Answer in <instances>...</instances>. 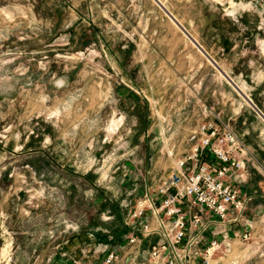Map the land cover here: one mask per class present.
Masks as SVG:
<instances>
[{"label": "rangeland", "instance_id": "obj_1", "mask_svg": "<svg viewBox=\"0 0 264 264\" xmlns=\"http://www.w3.org/2000/svg\"><path fill=\"white\" fill-rule=\"evenodd\" d=\"M245 98L264 116V0H0V264H104L105 248L147 264L155 241L126 244L119 203L204 121L249 151L230 230L246 239L210 264H264V119Z\"/></svg>", "mask_w": 264, "mask_h": 264}, {"label": "built area", "instance_id": "obj_2", "mask_svg": "<svg viewBox=\"0 0 264 264\" xmlns=\"http://www.w3.org/2000/svg\"><path fill=\"white\" fill-rule=\"evenodd\" d=\"M187 150L173 153L167 174L151 192L132 193L119 203L125 242L134 251L146 242L147 264H210L228 253L237 238L231 226H242L247 199L240 195L249 151L228 123L202 122L192 131ZM239 240V239H238ZM104 264L117 255L103 249Z\"/></svg>", "mask_w": 264, "mask_h": 264}, {"label": "crops", "instance_id": "obj_3", "mask_svg": "<svg viewBox=\"0 0 264 264\" xmlns=\"http://www.w3.org/2000/svg\"><path fill=\"white\" fill-rule=\"evenodd\" d=\"M246 186L247 185H244V184H239L238 185V189H239V192H240V195H242V197H243V193H244V189L246 188ZM255 194V193H254ZM259 196V195H258ZM253 199L254 198H257V196L255 195H253V197H252ZM251 204H248L247 205V203H246V208L245 209H247V210H249V208L251 207L250 206ZM252 206L254 207V208H256V209H258V208H260V205L259 204H257V202H256V204L254 203V202H252ZM245 213H246V211H245ZM245 213H244V215H245ZM243 224H244V222H243ZM237 226V225H236ZM231 228H234V226H231L230 227V230H231Z\"/></svg>", "mask_w": 264, "mask_h": 264}, {"label": "water", "instance_id": "obj_4", "mask_svg": "<svg viewBox=\"0 0 264 264\" xmlns=\"http://www.w3.org/2000/svg\"><path fill=\"white\" fill-rule=\"evenodd\" d=\"M198 46V45H197ZM198 48L203 52V54H205V52L201 49V47L200 46H198ZM206 55V54H205ZM207 56V55H206ZM229 82H231L232 83V81L229 79ZM233 84V83H232ZM234 85V84H233ZM235 86V85H234ZM235 87H237V86H235ZM246 100H247V103L248 104H250V106H252L254 109H255V111L264 119V116L252 105V103L250 102V100L249 99H247V98H245Z\"/></svg>", "mask_w": 264, "mask_h": 264}]
</instances>
